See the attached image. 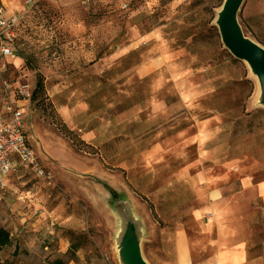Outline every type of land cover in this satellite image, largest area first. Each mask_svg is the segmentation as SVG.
I'll return each mask as SVG.
<instances>
[{
	"label": "rangeland",
	"instance_id": "obj_1",
	"mask_svg": "<svg viewBox=\"0 0 264 264\" xmlns=\"http://www.w3.org/2000/svg\"><path fill=\"white\" fill-rule=\"evenodd\" d=\"M11 2L23 16L0 79V112L21 108L52 177L19 168L0 183V226L12 239L0 264H123L114 209L128 212V198L149 221L141 242L149 264L173 259L186 228H194L192 264H264V205L255 193L252 209L234 204L235 217L248 221L213 247L216 232L199 229L208 203L190 178L264 149L259 80L215 24L224 0ZM239 22L264 46V0H245ZM39 74L45 100H19L15 86L34 91Z\"/></svg>",
	"mask_w": 264,
	"mask_h": 264
},
{
	"label": "crops",
	"instance_id": "obj_2",
	"mask_svg": "<svg viewBox=\"0 0 264 264\" xmlns=\"http://www.w3.org/2000/svg\"><path fill=\"white\" fill-rule=\"evenodd\" d=\"M7 15L14 12L22 14V8L14 6L11 1L1 0ZM264 149L257 148L249 152L231 157L219 164L212 165L190 176L191 183L195 186L196 193L202 201L208 203L207 214L201 217L202 226L200 234L207 236L211 230L217 234V239L211 243L213 247L228 244L227 236L237 233V228H242L248 219L235 217L233 213L235 203L239 202L240 208L252 209V192L264 205ZM134 216L140 223L142 235L148 234L149 221L131 200ZM247 204V206H245ZM194 228H186L176 233L175 257L167 264H192L196 259L192 254L194 241L192 236ZM144 239V238H143ZM205 238H201L200 244ZM229 264L234 263L230 259Z\"/></svg>",
	"mask_w": 264,
	"mask_h": 264
},
{
	"label": "built area",
	"instance_id": "obj_3",
	"mask_svg": "<svg viewBox=\"0 0 264 264\" xmlns=\"http://www.w3.org/2000/svg\"><path fill=\"white\" fill-rule=\"evenodd\" d=\"M23 14L14 12L7 15L0 0V79L10 67V58L14 51L10 40L13 29L17 27ZM19 100H32L33 90L29 83L22 82L15 86ZM23 111L20 107H6L0 112V183L19 168L30 170L35 177L50 179L49 169L43 164L35 148L29 141L23 126Z\"/></svg>",
	"mask_w": 264,
	"mask_h": 264
},
{
	"label": "water",
	"instance_id": "obj_4",
	"mask_svg": "<svg viewBox=\"0 0 264 264\" xmlns=\"http://www.w3.org/2000/svg\"><path fill=\"white\" fill-rule=\"evenodd\" d=\"M245 0H224L218 12L215 24L217 25L224 46L231 54L246 62L252 73L260 83L259 97L256 104L264 105V46L247 37L239 22V14ZM111 194V192H110ZM126 213L113 207L114 212L120 215L123 225L118 231L119 256L123 264H149L142 251L144 236L140 230V223L136 219L132 209L131 200L128 198Z\"/></svg>",
	"mask_w": 264,
	"mask_h": 264
},
{
	"label": "trees",
	"instance_id": "obj_5",
	"mask_svg": "<svg viewBox=\"0 0 264 264\" xmlns=\"http://www.w3.org/2000/svg\"><path fill=\"white\" fill-rule=\"evenodd\" d=\"M32 99L38 103V105H41V103L45 100V84L43 80V76L41 74L38 75L37 82L35 89L33 91ZM44 106L42 105V108ZM62 127L60 130L64 132L66 135H74L76 137V134L74 132L70 131L66 125H61ZM66 131V132H65ZM71 138V137H70ZM12 239L11 234L9 230H7L5 227L0 226V249H3L9 245H11ZM13 264V263H11ZM52 264H65L62 260H55Z\"/></svg>",
	"mask_w": 264,
	"mask_h": 264
}]
</instances>
